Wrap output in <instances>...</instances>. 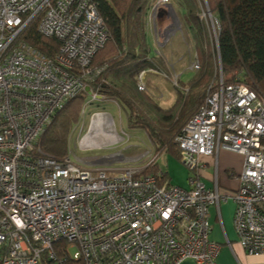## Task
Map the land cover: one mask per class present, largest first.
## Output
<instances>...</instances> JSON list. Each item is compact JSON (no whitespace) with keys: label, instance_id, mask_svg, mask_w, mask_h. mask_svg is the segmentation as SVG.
I'll list each match as a JSON object with an SVG mask.
<instances>
[{"label":"built area","instance_id":"built-area-1","mask_svg":"<svg viewBox=\"0 0 264 264\" xmlns=\"http://www.w3.org/2000/svg\"><path fill=\"white\" fill-rule=\"evenodd\" d=\"M34 20L59 42L54 58L20 38ZM107 40L96 0H0V264L56 260L59 243L82 264H218L209 208L227 199L240 245L264 255V97L244 83L209 85L177 137L192 171L187 188L143 174L156 158L149 151L144 164L110 174L41 151L38 138L56 112L92 91L88 81L102 69L91 62ZM220 149L243 158L232 192L218 187L216 159L213 187L200 178L202 158Z\"/></svg>","mask_w":264,"mask_h":264},{"label":"trees","instance_id":"trees-1","mask_svg":"<svg viewBox=\"0 0 264 264\" xmlns=\"http://www.w3.org/2000/svg\"><path fill=\"white\" fill-rule=\"evenodd\" d=\"M154 0H96L98 11L105 21L108 40L93 56L91 65L101 68L93 81L91 92L102 99H113L126 114L128 128L142 130L156 158L143 174L157 177L159 184L169 183L167 171L157 161L161 153L180 160L177 137L192 115L204 104L207 89L214 78V54L203 50V35L207 29L200 21V0H178L186 9L185 24L198 45L203 64L184 89L177 87L176 100L162 108L137 85V75L155 65L147 39L146 21ZM218 25L216 56L223 81L241 82L264 97V0H206ZM37 21H31L20 38L50 58H54L59 42L37 31ZM152 59V60H151ZM151 60V61H150ZM202 67V68H201ZM216 74V73H215ZM214 78V79H212ZM183 84V83H182ZM89 90V89H88ZM88 90L80 92L56 112L52 121L39 136L41 151L57 160L67 155L69 135L78 121ZM92 102L102 107V100ZM64 243L55 245L56 260L43 257L41 264H82L65 257L59 251Z\"/></svg>","mask_w":264,"mask_h":264},{"label":"rangeland","instance_id":"rangeland-1","mask_svg":"<svg viewBox=\"0 0 264 264\" xmlns=\"http://www.w3.org/2000/svg\"><path fill=\"white\" fill-rule=\"evenodd\" d=\"M200 21L204 23L207 33L203 35V50L214 54L215 86L222 77L218 57L216 56L218 25L213 19L206 0L198 4ZM186 9L178 0L163 3L154 0L146 21L147 39L150 44L151 61L154 67L137 75V85L144 87L162 108L170 107L176 99L177 87L184 89L195 73L199 74L201 51L185 24ZM198 65V68H196ZM202 68V67H201ZM200 69V71H199ZM216 73V74H215ZM183 83V84H182ZM234 83V82H229ZM253 90V89H252ZM99 95L84 101L76 125L69 135L68 151L72 160H80L92 168L105 167L109 174L119 172L132 164H144L154 154L153 145L140 129L128 128L126 114L113 99H102ZM102 101L103 109L95 101ZM104 129V137L98 129ZM149 151V156L146 153ZM146 153V154H145ZM145 154V155H143ZM143 155V156H142ZM139 157L135 161L126 157ZM160 167L167 171L172 186L186 188L192 171L172 155L161 153L157 157ZM110 168V169H109ZM76 248H71L73 253Z\"/></svg>","mask_w":264,"mask_h":264},{"label":"crops","instance_id":"crops-1","mask_svg":"<svg viewBox=\"0 0 264 264\" xmlns=\"http://www.w3.org/2000/svg\"><path fill=\"white\" fill-rule=\"evenodd\" d=\"M100 130L105 134L104 129ZM139 157L129 156L126 157V160L135 161ZM215 159L219 189L225 193L235 191L239 186L237 176L242 169V156L233 151L220 149L214 156L203 157L202 161L205 167L200 172V178L207 187L214 185ZM234 211L235 204L231 199L209 208L211 226L209 238L220 245L217 256L218 264H264V255L249 254L240 245L234 225ZM180 264L196 263L191 259H186Z\"/></svg>","mask_w":264,"mask_h":264},{"label":"bare ground","instance_id":"bare-ground-1","mask_svg":"<svg viewBox=\"0 0 264 264\" xmlns=\"http://www.w3.org/2000/svg\"><path fill=\"white\" fill-rule=\"evenodd\" d=\"M97 131H99V132H100V135H101L102 137H104V132H102V131L100 130V128H99Z\"/></svg>","mask_w":264,"mask_h":264},{"label":"water","instance_id":"water-1","mask_svg":"<svg viewBox=\"0 0 264 264\" xmlns=\"http://www.w3.org/2000/svg\"><path fill=\"white\" fill-rule=\"evenodd\" d=\"M86 90H88V87L86 88ZM88 94L90 95L91 94V92L88 90ZM97 96V95H96ZM98 97H101V96H98Z\"/></svg>","mask_w":264,"mask_h":264}]
</instances>
